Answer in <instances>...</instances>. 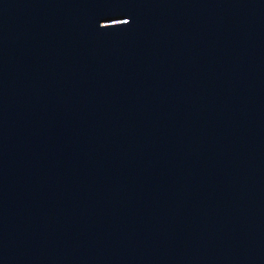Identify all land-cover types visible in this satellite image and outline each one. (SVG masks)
<instances>
[{"label":"water","instance_id":"1","mask_svg":"<svg viewBox=\"0 0 264 264\" xmlns=\"http://www.w3.org/2000/svg\"><path fill=\"white\" fill-rule=\"evenodd\" d=\"M0 264H264V0H0Z\"/></svg>","mask_w":264,"mask_h":264}]
</instances>
